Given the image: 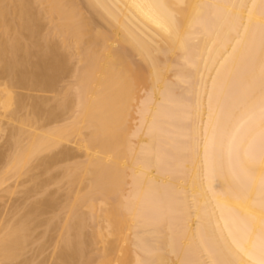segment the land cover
Segmentation results:
<instances>
[{
  "label": "bare ground",
  "instance_id": "obj_1",
  "mask_svg": "<svg viewBox=\"0 0 264 264\" xmlns=\"http://www.w3.org/2000/svg\"><path fill=\"white\" fill-rule=\"evenodd\" d=\"M0 67L4 111L54 93L0 122V174L68 180L0 218V264H264V0H0Z\"/></svg>",
  "mask_w": 264,
  "mask_h": 264
},
{
  "label": "rangeland",
  "instance_id": "obj_2",
  "mask_svg": "<svg viewBox=\"0 0 264 264\" xmlns=\"http://www.w3.org/2000/svg\"><path fill=\"white\" fill-rule=\"evenodd\" d=\"M78 10H79V8H77ZM93 11V12H92ZM80 12V11H79ZM81 17L82 18H88L89 16L91 17V16H93L94 18H95V16H94V10H85V9H83V10H81ZM84 14V15H83ZM92 14V15H91ZM96 23H97V26H99V27H101V31H105V25L99 20H95V25H96ZM101 23V24H100ZM95 25H93V26H95ZM104 25V26H103ZM103 29V30H102ZM0 69L2 70V68L0 67ZM1 72V71H0ZM67 79V78H66ZM65 79V80H66ZM69 79V78H68ZM70 81V80H69ZM69 81L67 80V81H64V82H62V83H60L59 84V86L60 85H65L66 83H69ZM62 87V86H61ZM16 91V92H15ZM13 92H14V94H16L17 93V95H15V96H18L19 98H20V100L23 102V103H21V106H22V108H21V106H18V108L14 105V107H8L7 109L5 108V111H4V106L2 105V103H3V101H4V99H5V94H3V92H1L0 93V97L2 98L3 96H5V97H3L2 99V103L0 104V122H2V120L3 121H5V118L7 117V116H10V113L12 112V111H14V109H16V112L15 113H17V118H26V116H27V118H28V116H29V112H32V110H33V107H31V106H34L33 105V103L35 102L36 103V97L37 98H39V97H41V98H48V99H50V98H52V96H54V93H41V92H36V91H29V90H25V89H18V88H15V90H13ZM20 92V93H19ZM24 92H26V93H24ZM33 92V93H32ZM3 94V95H2ZM18 94H21L23 97H21L20 95H18ZM25 94V95H24ZM22 98H24L23 100H22ZM33 98V99H32ZM30 99H32L33 100V102H32V100H30ZM30 101V102H29ZM5 102H6V100H5ZM31 102H32V104H31ZM6 104V103H5ZM31 104V105H30ZM29 105V106H28ZM25 106V107H24ZM27 106V107H26ZM6 107V106H5ZM32 108V110H31V108ZM14 108V109H13ZM20 108V109H19ZM23 109V110H22ZM20 110V111H19ZM22 110V111H21ZM28 112H27V111ZM19 111V112H18ZM25 112V113H24ZM8 113H9V115H8ZM29 113V114H28ZM26 114H28V115H26ZM5 115V116H4ZM24 115H26V116H24ZM31 115V114H30ZM30 118V117H29ZM31 121V120H30ZM14 124V123H13ZM13 124H12V126H13ZM16 124V123H15ZM10 126V128L12 129L13 127H15V126H18L17 124L16 125H14L13 127L11 126V125H9ZM9 126L8 125H5V126H3V127H6V128H4L5 129V131L3 132L1 129L2 128H0V163L2 162L1 160L5 157V154H7V152H8V147L11 145L10 144V142H9V140H10V134L8 133V132H10V128H9ZM35 127V126H34ZM8 128H9V130H8ZM15 128H17V127H15ZM33 128V127H32ZM31 128V129H32ZM8 130V131H7ZM24 130L26 131V130H28V132L27 133H32L33 131L32 130H29V128H24ZM31 131V132H30ZM7 132V133H6ZM6 134V135H5ZM9 135V136H8ZM9 143V144H8ZM9 145V146H8ZM63 149V148H62ZM61 148H57V150H54V151H52L50 154H45V155H49V156H51V154H53V155H55V154H57V153H59L61 150H62ZM2 150V151H1ZM4 157H3V156ZM45 155H43V156H45ZM2 158V159H1ZM6 159H7V155H6V157L3 159V164H5V162H6ZM36 159V158H35ZM32 165H31V164ZM3 164H1L0 165V167H4V165ZM29 164L31 165V166H33L34 167V169H35V163L31 160V162H29ZM28 164V165H29ZM34 164V165H33ZM3 165V166H2ZM28 165H27V167L24 169V172H22L23 174L25 173V171L26 172H28L29 174H26L25 173V175H23V177L22 176H19V178H16V176L14 177V176H12L11 174H13V173H11V172H9L8 170H6V172H3V173H1L0 175V181L1 180H3V183L2 184H0L1 186H0V218H2L1 220H3V219H5V221H7L10 217H11V219L10 220H12L13 219V221H16L20 216H22V214H24L25 212H26V210L27 209H29L31 206H33L35 203H36V201L38 202H46L47 200H49V199H51V200H53L54 201V204H55V206L57 207L58 206V204H60L62 201H63V199H64V196H62V195H65V193H66V190H67V188H68V180L67 179H64L63 177H62V171H61V168L64 166V164H61V165H56V167L55 168H53V167H51L49 170L48 169H45L44 167H43V169H41V168H39V169H37V171H36V169L33 171V172H30L29 170L30 169H32V167L30 168V167H28ZM37 168V167H36ZM53 168V169H52ZM27 169H28V171H27ZM33 170V169H32ZM42 172H41V171ZM0 171H4V170H1V168H0ZM61 171V172H60ZM34 173V174H33ZM57 173V174H56ZM32 174V175H31ZM62 174V175H61ZM22 175V174H21ZM34 175V176H33ZM53 175V176H52ZM36 176V180H34L32 177H35ZM38 176H40V177H38ZM11 179H10V178ZM29 177V178H28ZM49 177V178H48ZM31 178H32V182L33 183H31L30 181H28L29 179L31 180ZM41 178V179H40ZM5 179V180H4ZM39 179V180H38ZM60 179V180H59ZM15 180H16V182H15ZM34 180V181H33ZM7 181V182H6ZM40 182V184L38 183V182ZM60 181H62V182H60ZM67 181V182H66ZM34 182H35V184H34ZM45 182H47V183H49V182H52L51 183V185H50V183H49V186L47 187L46 186V184L47 183H45ZM16 183V184H15ZM44 183V184H43ZM5 184V185H4ZM12 184V185H11ZM27 185V186H23V185ZM29 184V185H28ZM16 185H17V187H16ZM19 185V186H18ZM22 185V186H21ZM43 185H44V187H43ZM48 185V184H47ZM14 188H13V187ZM39 186H42V188L41 187H39ZM53 186V187H52ZM19 187V188H18ZM22 187H24V188H22ZM38 187V188H37ZM46 187V188H45ZM67 187V188H66ZM18 188V189H17ZM40 188V189H39ZM16 189V190H15ZM27 189H33V190H31V191H33V192H30L29 190V194H28V191H27ZM45 191H44V190ZM24 190V191H23ZM49 190V191H48ZM25 191H26V193H25ZM41 191H44V192H42L41 193ZM5 192V193H4ZM37 192V193H36ZM49 194H48V193ZM61 194V195H59V193ZM22 193V194H21ZM47 193V194H46ZM53 193V194H52ZM54 194H55V196H54ZM40 195V196H39ZM2 196V197H1ZM45 196V197H44ZM48 199H47V198ZM44 198V199H43ZM59 198V199H58ZM63 198V199H62ZM37 199V200H36ZM41 199H43V200H41ZM61 199V200H60ZM6 200V201H5ZM60 202V203H59ZM7 205V206H6ZM31 205V206H30ZM13 208H12V207ZM30 206V207H29ZM16 210V211H15ZM3 211V212H2ZM41 211L43 212L42 214H41V217L39 216L37 219H36V223L39 225L37 228H36V232L34 233V235H33V240L35 241V240H37V241H39L37 244H40V246L43 244V246L46 244V241L52 236H54V235H52L54 232H50V230L52 229V227L49 229V231H48V233H46V235H45V237H46V239H45V237L42 239L41 238V236L43 235V233L42 232H44V230H45V222L47 221V220H49V219H51V218H53V220H54V222H57L58 224L60 223V218H63V216H62V214L61 213H59V211L56 209V210H50V213H49V210H45V208L44 209H41ZM44 211H46L45 213H47V214H45L44 213ZM2 212V213H1ZM15 212V213H14ZM24 212V213H23ZM12 213V214H11ZM3 215V216H2ZM12 215H14V217L12 216ZM19 215V216H18ZM57 216V217H56ZM5 217V218H4ZM16 217H17V219H16ZM8 218V219H7ZM16 219V220H15ZM46 220V221H45ZM56 220H58V221H56ZM44 222V223H43ZM40 231V232H39ZM49 238H48V237ZM40 237V238H39ZM39 238V239H38ZM37 244H36V247L35 246H29L28 247V252L25 254V256H22L21 257V259H20V262H22L24 259H27V258H29V256L31 255V256H37V259L38 260H35L36 262H39L40 261V259H42L41 257H45V258H49V256H50V254H51V248H50V246H49V248H47V246H45L44 247V249L46 248V250H45V252L43 251L42 253V255L40 256L39 255V251H40V249H39V246H38V249H37ZM35 248H36V250H35ZM30 249V250H29ZM49 250V251H48ZM29 253V254H28ZM36 253V254H35ZM38 253V254H37ZM38 255H39V258H38ZM30 256V257H31ZM22 258H24L23 260H22ZM36 259V258H35ZM22 260V261H21ZM49 260V259H48ZM18 262V260L16 261V263L15 264H18L17 263ZM19 262V263H20ZM13 263V264H14ZM34 263V262H33ZM32 263V264H33ZM36 264V263H35ZM48 264H50L49 262H48Z\"/></svg>",
  "mask_w": 264,
  "mask_h": 264
}]
</instances>
